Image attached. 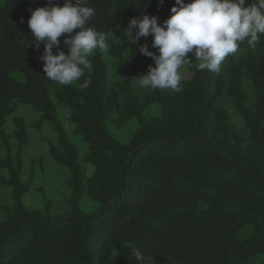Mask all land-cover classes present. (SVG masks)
Listing matches in <instances>:
<instances>
[{
	"label": "trees",
	"instance_id": "obj_1",
	"mask_svg": "<svg viewBox=\"0 0 264 264\" xmlns=\"http://www.w3.org/2000/svg\"><path fill=\"white\" fill-rule=\"evenodd\" d=\"M174 4L87 0L95 10L88 26L106 34L109 49L88 57L91 73L60 85L44 76V46L32 45L27 23L30 9L49 0L0 3V185L9 191L0 207V264H136V250L148 264H264V35L254 49L240 42L218 73L199 71L189 53L190 77L179 92L141 88L135 78L155 64L139 46L157 50L151 35L129 43L128 21L146 14L162 23ZM66 36L59 50L67 54ZM104 54L114 66L113 84ZM222 96L244 127L217 103ZM19 105L37 115L35 129L47 122L56 135L55 142L42 139L69 173L63 213L51 214L48 201L43 209L23 203L31 184L22 179L23 118H12L11 133L5 130ZM152 105L157 114L146 116ZM58 106L69 112L70 134ZM70 135L86 144L81 160ZM81 163L91 166L88 177ZM83 196L94 206L90 212L80 210Z\"/></svg>",
	"mask_w": 264,
	"mask_h": 264
},
{
	"label": "clouds",
	"instance_id": "obj_2",
	"mask_svg": "<svg viewBox=\"0 0 264 264\" xmlns=\"http://www.w3.org/2000/svg\"><path fill=\"white\" fill-rule=\"evenodd\" d=\"M150 2V0H149ZM164 0H159L162 5ZM87 0H63V4H51L31 10L28 19L32 45L39 49L43 61L44 76L60 85H70L91 73L90 57L95 51L107 53V36L89 27L95 14ZM75 29H79L74 33ZM126 36L129 43L136 45L141 37L152 36L151 47L139 46V53L151 57L155 67L149 65L147 74L135 78L145 89L182 90L181 69L192 61L188 54L199 61V71L218 73L222 62L237 52L239 43L247 40L253 49L264 35V0H175L170 16L162 23L158 17L142 14L128 21ZM67 34L60 48V37ZM58 49L54 54L53 50ZM136 264H148L146 255L136 250L132 254Z\"/></svg>",
	"mask_w": 264,
	"mask_h": 264
},
{
	"label": "rangeland",
	"instance_id": "obj_3",
	"mask_svg": "<svg viewBox=\"0 0 264 264\" xmlns=\"http://www.w3.org/2000/svg\"><path fill=\"white\" fill-rule=\"evenodd\" d=\"M4 0H0L2 3ZM253 1V0H252ZM104 59L108 60V83H114V66L111 63L110 57L104 54ZM182 78L188 79L190 73L184 66L181 69ZM113 74V75H112ZM244 87L248 97V104L252 103V90L250 84L245 80ZM217 103L221 105L231 117L232 121L240 128L244 127L242 119L237 116L232 110L231 100L226 96L217 99ZM158 108L152 105L145 113L146 116H155ZM58 117L68 134L72 130V125L67 120L68 110L58 106ZM21 117L24 120L26 133L28 136V144L22 152V179L30 180V189L23 195V203L27 209H43L46 201L50 204L51 214L56 215L67 210L65 199L69 195L67 181L69 178L68 171L61 166H58L48 154V144L42 138L48 139L51 142L56 141V135L52 132L50 125L47 122L40 124V130L34 128L33 124L37 121V115L26 105H19L14 113L7 117L5 130L10 134L12 130V118ZM70 139L75 145L79 160L86 152V144L77 136H71ZM81 168L85 176L91 173V166L81 163ZM0 176H5L4 170L0 169ZM9 191L6 187L0 185V207L8 202ZM82 212H90L94 209L92 203L86 196H83L79 203ZM2 214L0 210V221Z\"/></svg>",
	"mask_w": 264,
	"mask_h": 264
}]
</instances>
